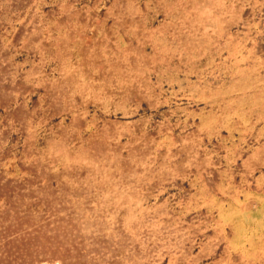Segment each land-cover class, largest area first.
<instances>
[{
    "label": "rangeland",
    "instance_id": "1",
    "mask_svg": "<svg viewBox=\"0 0 264 264\" xmlns=\"http://www.w3.org/2000/svg\"><path fill=\"white\" fill-rule=\"evenodd\" d=\"M0 264H264V0H0Z\"/></svg>",
    "mask_w": 264,
    "mask_h": 264
}]
</instances>
